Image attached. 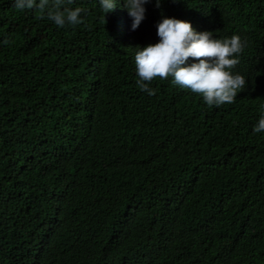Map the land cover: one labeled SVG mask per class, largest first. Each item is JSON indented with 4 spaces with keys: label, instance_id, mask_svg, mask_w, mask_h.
Segmentation results:
<instances>
[{
    "label": "trees",
    "instance_id": "obj_1",
    "mask_svg": "<svg viewBox=\"0 0 264 264\" xmlns=\"http://www.w3.org/2000/svg\"><path fill=\"white\" fill-rule=\"evenodd\" d=\"M64 7L0 0V264H264V0H148L135 30L124 0ZM165 17L247 41L234 103L137 87Z\"/></svg>",
    "mask_w": 264,
    "mask_h": 264
},
{
    "label": "clouds",
    "instance_id": "obj_2",
    "mask_svg": "<svg viewBox=\"0 0 264 264\" xmlns=\"http://www.w3.org/2000/svg\"><path fill=\"white\" fill-rule=\"evenodd\" d=\"M65 2L72 3V0H14V7L20 11L37 9L42 14L40 18L46 15L61 28L82 23L83 9L62 8ZM99 2L104 13L114 10L117 4V0ZM146 2L148 0H124L132 18V30L144 19ZM156 27L159 41L137 47L134 57L136 85L141 91L155 95L151 82L157 78H171L174 85L201 96L209 107L235 102L237 94L247 84L243 75L232 71L240 63L239 57L247 47L246 40L235 34L218 39L213 32H198L189 21L177 18L165 17ZM190 58L195 62L188 63ZM253 131L264 132V106Z\"/></svg>",
    "mask_w": 264,
    "mask_h": 264
}]
</instances>
